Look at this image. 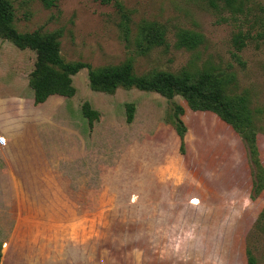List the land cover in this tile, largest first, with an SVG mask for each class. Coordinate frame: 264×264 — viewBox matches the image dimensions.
<instances>
[{
    "label": "rangeland",
    "instance_id": "obj_1",
    "mask_svg": "<svg viewBox=\"0 0 264 264\" xmlns=\"http://www.w3.org/2000/svg\"><path fill=\"white\" fill-rule=\"evenodd\" d=\"M10 1L15 27L54 34L66 61L131 60L139 75L186 68L232 77L227 93L248 95L264 166V0H243L242 8L208 0ZM144 20L165 29L169 46L140 52ZM179 29L204 41L178 47ZM36 56L0 34V134L14 135L0 144V264H249L248 252L264 264V189L252 197L249 153L229 123L191 110L179 95L92 90L87 69L73 76L72 97L36 104L29 85ZM86 100L101 114L92 128L81 110ZM176 103L185 108L184 152L168 121ZM12 141H23L24 153ZM229 178L230 194L221 190ZM37 207H58L50 225L34 223Z\"/></svg>",
    "mask_w": 264,
    "mask_h": 264
},
{
    "label": "trees",
    "instance_id": "obj_2",
    "mask_svg": "<svg viewBox=\"0 0 264 264\" xmlns=\"http://www.w3.org/2000/svg\"><path fill=\"white\" fill-rule=\"evenodd\" d=\"M47 7L55 6L58 0H42ZM211 5L222 3L229 8H242L243 0H208ZM0 34L17 47L30 48L36 52V61L29 75V85L33 90L36 104L44 103L52 95L72 97L76 88L73 76L82 69H87L92 90L112 93L117 88H138L144 91L161 93L168 99L176 95L183 97L191 110L212 111L229 123L245 141L251 165L253 166V193L257 196L264 189V166L260 159L257 144V131L253 114L249 107L247 94L231 95L227 93V84L232 77L214 75L209 71L194 74L188 69L179 73L159 70L146 75H139L134 70L131 60L119 65L94 67L89 62L66 61L61 52L59 41L54 34L40 32H21L14 24V8L10 0H0ZM177 46L193 50L204 41L201 33L188 29H179L176 33ZM136 42L140 52H147L153 47L169 46L165 29L154 21L144 20L138 29ZM136 104H126V121L131 123L135 116ZM82 114L88 126L100 119V112L86 100L83 102ZM185 108L176 103L168 116L179 138L180 151H185L186 123L183 119ZM264 216V213H263ZM248 254V263L255 264V258ZM1 261V252H0Z\"/></svg>",
    "mask_w": 264,
    "mask_h": 264
},
{
    "label": "crops",
    "instance_id": "obj_3",
    "mask_svg": "<svg viewBox=\"0 0 264 264\" xmlns=\"http://www.w3.org/2000/svg\"><path fill=\"white\" fill-rule=\"evenodd\" d=\"M8 136V138H9V136L10 137H14V135L13 134H9V135H7ZM13 142L14 141H12V144H11V147L16 151L17 149H20L19 150V152L20 153H24L22 150H21V145L23 146L25 143L22 141L21 143H20V147L19 146H17L16 144L14 145L13 144ZM35 143V142H34ZM17 144H19V142H17ZM39 144V142H36V145H38ZM17 148V149H16ZM18 152V153H19ZM39 153V151L38 150H36V154H38ZM226 180H224L223 181V183H222V191L225 193V192H227V193H231L230 191V189H231V182H230V178L228 179V181H226ZM214 189V188H213ZM212 189V190H213ZM221 192V191H220ZM58 207H37L36 208V210L34 211L35 213L33 214V219H34V223L37 225V226H40V224L41 223H43V222H46L47 221V224L48 225H50L51 224V221H50V219L51 220H53L54 218H51V216H52V213H54V211L57 209ZM62 210V208H60V210L59 211H61ZM55 214V213H54ZM45 224V223H44ZM226 242H228V243H235V239H233V238H231V237H228V239H227V241Z\"/></svg>",
    "mask_w": 264,
    "mask_h": 264
},
{
    "label": "built area",
    "instance_id": "obj_4",
    "mask_svg": "<svg viewBox=\"0 0 264 264\" xmlns=\"http://www.w3.org/2000/svg\"><path fill=\"white\" fill-rule=\"evenodd\" d=\"M8 142V138L5 134H0V144L1 145H6Z\"/></svg>",
    "mask_w": 264,
    "mask_h": 264
}]
</instances>
